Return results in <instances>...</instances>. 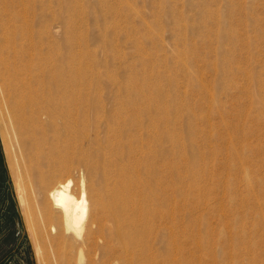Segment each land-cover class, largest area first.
I'll return each mask as SVG.
<instances>
[{
  "label": "rangeland",
  "instance_id": "1",
  "mask_svg": "<svg viewBox=\"0 0 264 264\" xmlns=\"http://www.w3.org/2000/svg\"><path fill=\"white\" fill-rule=\"evenodd\" d=\"M39 2L29 0L42 18ZM47 2L48 37L63 51L64 67H78L80 87L98 89L107 101L129 86L146 103L139 123L129 121L130 111L119 126L114 115L109 122L82 117L80 151L89 158L80 157V175L104 190L102 175L113 180L122 166L150 185L142 201L151 210L138 228L148 231L159 264H264V0ZM35 28L39 36V22ZM6 156L0 135V264H38L16 195V160L13 175ZM103 241L94 227L99 260ZM41 248L40 264H51Z\"/></svg>",
  "mask_w": 264,
  "mask_h": 264
},
{
  "label": "bare ground",
  "instance_id": "2",
  "mask_svg": "<svg viewBox=\"0 0 264 264\" xmlns=\"http://www.w3.org/2000/svg\"><path fill=\"white\" fill-rule=\"evenodd\" d=\"M40 1V11L44 12L42 18L41 14L35 13L29 0H0V135L13 175L11 157L16 160V195L35 258L38 264L44 260L42 243L52 254L51 264H159L150 255L153 252L149 247L148 231L139 230L144 227L138 228L143 223L142 217L148 209L151 210V205L142 201L148 196L150 185L137 183V179L126 173L125 170L129 169L122 166L118 167L121 177L114 176L115 173L113 176L116 178L112 180L108 173L102 175L107 182L104 190L80 175V157H88L80 151L83 143H80V137L85 135L80 131V124L85 126L90 114H99L108 122L114 115L119 126L117 119L126 123L123 119L130 112L129 121L133 123V117L135 122L141 121L140 117L146 110L143 92L117 85V90L108 98L110 102H107L98 89L80 87L78 67H64L63 51L48 37L45 16L48 2ZM38 22L41 28L43 26L39 36L35 28ZM13 79L16 83L12 82ZM14 85L24 91L17 92ZM4 117L12 132V142L5 131ZM116 131L121 132L120 128ZM96 141L95 144L100 145L101 140ZM108 145L115 152L119 148L122 150L111 142ZM132 146L135 147L134 144ZM137 184H142V189ZM94 227L104 237L99 244L103 260H99L91 248L90 235ZM149 248L151 252L148 253ZM115 252L121 255L118 260L107 262Z\"/></svg>",
  "mask_w": 264,
  "mask_h": 264
}]
</instances>
